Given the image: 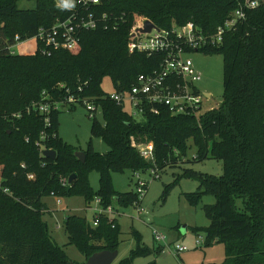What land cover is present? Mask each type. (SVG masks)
I'll return each mask as SVG.
<instances>
[{
  "label": "trees",
  "instance_id": "1",
  "mask_svg": "<svg viewBox=\"0 0 264 264\" xmlns=\"http://www.w3.org/2000/svg\"><path fill=\"white\" fill-rule=\"evenodd\" d=\"M19 1L0 0V264H77L51 237L43 198L81 197L86 208L99 199L104 210L113 200L141 204L135 192L115 191L112 174H159L185 163L190 142L196 148L191 161L223 163L220 177L184 172L200 183L198 191L184 194L190 205H198L204 194L215 197L204 207L210 221L206 245H225L222 264H264V0L245 9V20L227 31L222 43L192 51L222 56L221 104L198 118L173 116L161 107L146 112L143 121L106 98L101 86L110 77L115 91H126L139 75L158 68L162 57L129 53L134 28L147 20L161 29L192 23L212 36L247 0H104L95 12L107 15L105 23L82 31L76 49L45 54L36 38L39 30L67 18L70 12L64 8L75 0H35L32 10L20 9ZM17 40L24 45L12 54ZM84 100L101 111L103 122L87 110L92 138L106 141L109 151L96 152L91 139L82 163L77 149L59 135L60 109L41 114L32 106L47 102L74 108ZM149 144L152 159L142 156ZM45 150L55 151L56 159L44 157ZM94 171L97 190L89 182ZM71 175L76 179L68 189L61 180ZM93 223L77 215L65 219L69 244L86 260L100 251H118L122 243L115 219L94 214ZM135 237L136 249L117 264H134L137 256L150 252Z\"/></svg>",
  "mask_w": 264,
  "mask_h": 264
},
{
  "label": "rangeland",
  "instance_id": "2",
  "mask_svg": "<svg viewBox=\"0 0 264 264\" xmlns=\"http://www.w3.org/2000/svg\"><path fill=\"white\" fill-rule=\"evenodd\" d=\"M18 5L20 9L32 10L36 3L35 0H20ZM189 57L201 74V80L196 83L198 90L202 94L212 96V100L206 105V110L215 109L223 100V58L221 55L207 56L199 52H193ZM101 86L107 94L115 92V86L110 77H105ZM83 105L79 103L74 108H68L58 104L61 111L59 135L65 143L76 148L77 151L86 152L90 140L93 139L94 150L101 154L107 153L109 147L106 141L101 138H92L93 120ZM124 110L131 115L132 110L129 105L125 106ZM96 117L99 122H103L100 110L97 111ZM143 117L137 114L135 119L143 121ZM190 146L187 157L184 159L185 163L168 167L156 177L152 176L150 171L143 175L149 183L139 207L142 210L141 213H138L139 209L136 205H125L118 200H113L112 207L105 210L111 211L106 215L110 219H115L122 231L119 256L114 264L128 257L130 252L136 249V235L141 237L143 246L150 252L137 256L134 264H222L225 261L224 244L206 245V232L210 221L204 207L214 204L215 197L212 194H204L200 203L192 206L184 196L185 193H193L200 188L197 178L184 175L186 169L220 177L223 174V163L219 160L191 161L196 156V148L191 142ZM68 178L64 177L61 182L66 179L68 181ZM89 182L94 190H97L99 174L92 172L89 175ZM112 182L115 191L120 194L136 190L135 177L130 171L113 173ZM43 203L46 205L43 219L48 224L51 237L65 250L72 261L84 264L86 261L84 256L76 246L69 244L65 219L69 215H77L93 223L94 209L98 208L96 201L90 208H86L84 199L81 197L51 195L44 197ZM156 233L165 236L166 240L157 242ZM197 241L201 242L199 246ZM176 245L186 246L189 251L176 256L174 254ZM158 248L162 251L156 252L155 249Z\"/></svg>",
  "mask_w": 264,
  "mask_h": 264
},
{
  "label": "built area",
  "instance_id": "3",
  "mask_svg": "<svg viewBox=\"0 0 264 264\" xmlns=\"http://www.w3.org/2000/svg\"><path fill=\"white\" fill-rule=\"evenodd\" d=\"M104 0H75L73 4L65 7L70 15L64 20H58L50 28H41L37 35V40L44 44L42 52L51 51H71L80 44V33L85 30H95L100 24L107 20V15L98 16L95 8L101 7ZM259 0H247L243 6H240L232 16L227 20L223 27H220L215 35L205 36L201 29L190 23L183 27H172V29H161L155 25V28L149 33H139L137 30L143 26H136L131 34L128 43L129 53H141L147 57H162L159 66L152 73L141 74L136 80L134 86L126 91H115L108 94L106 98L112 100L120 106L129 105L131 115H143L146 112L156 113L162 107L173 116H192L198 118L206 111V105L212 100V96L202 94L196 83L201 80V74L194 66L189 57L192 51L215 46L223 41V35L246 18L245 9H254L258 6ZM24 43L17 40L16 45L11 47L12 54L19 52ZM44 94V93H43ZM70 103L75 100L70 99ZM84 106L89 111L91 117L95 116L100 110L95 104L84 100ZM32 109L36 113L48 114L51 109H59L58 104L41 102L33 104ZM28 141V139H27ZM142 156L146 159H152L154 156V146L149 144L142 148ZM135 177V193L142 201L148 188L149 181L145 180L142 173H133ZM150 174L158 176L155 170H150ZM63 184L66 186L68 181ZM60 202V201H59ZM98 208L94 209V214L101 215L109 213L110 210H103L100 207V200H96ZM138 207V213H141L140 203H135ZM134 205V206H135ZM111 213V211H110ZM109 213V214H110ZM111 220H113L111 218ZM98 225V221L93 223ZM157 242H164L165 236L155 234ZM201 244L197 241V246ZM189 251L186 246L176 245L174 254L179 256Z\"/></svg>",
  "mask_w": 264,
  "mask_h": 264
},
{
  "label": "water",
  "instance_id": "4",
  "mask_svg": "<svg viewBox=\"0 0 264 264\" xmlns=\"http://www.w3.org/2000/svg\"><path fill=\"white\" fill-rule=\"evenodd\" d=\"M155 28V24L149 20L145 21L143 23V26L137 30L139 33H149L151 30ZM207 97H209V94H206ZM43 156L46 158H50L52 160L56 159V152L53 150H45L43 151ZM75 156L84 163L86 160V154L82 151H77L75 153ZM76 179V175H71L68 179V189H70L72 182ZM119 256V250L118 251H100L97 253H94L92 256H90L84 264H114L116 259Z\"/></svg>",
  "mask_w": 264,
  "mask_h": 264
}]
</instances>
